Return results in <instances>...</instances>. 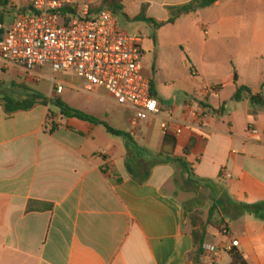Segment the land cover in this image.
<instances>
[{
    "label": "crops",
    "instance_id": "0c3cea01",
    "mask_svg": "<svg viewBox=\"0 0 264 264\" xmlns=\"http://www.w3.org/2000/svg\"><path fill=\"white\" fill-rule=\"evenodd\" d=\"M191 1L111 4L127 23L149 27L141 68L152 96L183 121L190 120L189 100L206 108L200 128L165 137L157 118L133 125L121 107L126 129L111 128L131 136L141 159L103 125L61 114L51 119L49 105L12 114L0 106V264H213L203 254L193 261L191 226L173 193L184 169L166 155L216 186L213 224L223 222L225 231L207 227L204 242L216 248L214 262L229 264L234 247L247 264H264V220L224 213L233 203H264V0H217L161 28L138 20L166 23L171 9ZM28 13V0H0L2 33ZM26 75L38 86L36 71ZM82 83L81 90L110 99ZM240 87L249 93L235 101ZM52 90L38 93L53 100ZM94 118L106 124L108 113Z\"/></svg>",
    "mask_w": 264,
    "mask_h": 264
},
{
    "label": "built area",
    "instance_id": "2783aa9c",
    "mask_svg": "<svg viewBox=\"0 0 264 264\" xmlns=\"http://www.w3.org/2000/svg\"><path fill=\"white\" fill-rule=\"evenodd\" d=\"M28 4V14L2 27L0 71L16 68L32 74L48 65L53 74L73 73L88 91L106 92L132 114L133 125L157 118L161 134L173 138L186 128H200L208 115L206 108L189 100L184 113L190 120L183 121L152 96L150 80L141 68L143 38L122 29L112 10H92V4L84 0H28ZM50 81L57 95L65 87L77 89L53 77ZM216 252L210 245L203 246V256L213 264Z\"/></svg>",
    "mask_w": 264,
    "mask_h": 264
},
{
    "label": "rangeland",
    "instance_id": "374dc122",
    "mask_svg": "<svg viewBox=\"0 0 264 264\" xmlns=\"http://www.w3.org/2000/svg\"><path fill=\"white\" fill-rule=\"evenodd\" d=\"M84 2H90L92 4V10H112L115 14L118 25L125 28L129 34L140 33L145 44H147V32L144 33L143 30L149 31L148 25L137 22L127 23L128 21L124 20L123 16L115 6L111 4L112 0H84ZM149 38L151 40L153 39L152 32ZM35 71L40 77L38 86L36 87L25 82L28 75L21 71H16L14 68L0 71V106L4 105L3 100L5 97L14 99L17 105L26 104L28 100L24 95L26 92L25 88L40 93H49L51 91L50 79L53 77L57 81L64 82L67 85L75 86L77 88L65 87L60 95H57L55 91L52 90L53 100L58 99L74 110L83 112L87 115H92L99 119H102L103 114L107 112L108 120L103 121H105L108 126L118 130L126 129L124 112L127 111L121 109L120 106L112 102L105 93L99 94L100 96L96 97L95 95L81 90L80 88L83 87V83L71 72L53 74L48 65ZM142 74L145 76L144 71H142ZM43 85H45L46 89ZM49 110L51 112V119L58 117L60 114L59 110L54 107L52 103L49 104ZM130 145L135 148L133 149L135 156L137 158L140 156V158L143 159V150H137V148H139L137 143L132 142ZM153 163L154 162L149 163L145 169L148 170ZM187 180L186 174L180 171L175 175L173 181V193L180 199L181 204L183 205L184 217L187 223L190 226L195 225L205 229L212 225L219 233H224L225 228L223 222L218 221L213 224V219H217L219 215L216 211V198L211 190L205 185L188 183Z\"/></svg>",
    "mask_w": 264,
    "mask_h": 264
},
{
    "label": "trees",
    "instance_id": "16d2710c",
    "mask_svg": "<svg viewBox=\"0 0 264 264\" xmlns=\"http://www.w3.org/2000/svg\"><path fill=\"white\" fill-rule=\"evenodd\" d=\"M216 1L217 0H193L189 4L183 5L181 7L173 8L170 10L171 16L166 23H157L153 20H147L143 16L139 17L138 20L145 21V22L153 25L154 28H161V27L165 26L166 24L173 23L182 14L194 13L198 9L206 8V7L213 5ZM102 5H103V3H102ZM67 9L68 8H65L64 11H66ZM67 21H69V20L67 19ZM0 23H2L1 20H0ZM1 37H2V31L0 30V38ZM25 90H26V92L24 95L28 100V102L26 104H18L17 105L14 99L7 98V97L4 98V100H3L4 105L3 106H4L5 112L7 114H12V113L20 111V110H29L37 104H41L43 106H48L50 103H52V105L54 107H56L59 110V113L65 118H77L79 120L89 122V123H92L95 125H103L105 127L107 133H109L110 135L115 136V137H121V138L125 139V141L129 145H130V143L133 142L131 136L128 133L118 131V130H114L111 127H109L108 125H106L105 123L101 122L100 120H98L92 116H89L83 112H80V111H77V110L70 108L69 106H67L65 103L61 102L58 99L47 100L43 95H41L38 92H35V91L27 89V88H25ZM243 92L249 93V90L245 87L238 88L237 92L234 96V100L238 101L241 98V94ZM255 99L256 98L252 97L251 101H254ZM186 152H188V148H187ZM165 159L166 160H164V161L172 160V161H176L182 165L184 172L187 176L188 183H192V184H196V185L197 184L205 185L206 187H208L211 190L213 195H214V193H216L215 184L211 183V182H203V181L197 179L188 170V167L183 160L170 158L168 155H166ZM127 169L132 174V171L130 170V168L127 167ZM221 208L224 210V207L221 206ZM224 213L231 220H235V219L242 217L244 215H249V216H252V217L259 219V220H264V203H259V204H254V205H247V204H242V203H233L232 205H230L227 208V210L224 211ZM191 236L193 239V245H194V249H195L193 261H194V263H197L203 254V245H204L205 238H206V229L192 225L191 226ZM228 255L230 257V263L229 264H247L245 262L243 256H242V254L234 247H231L229 249Z\"/></svg>",
    "mask_w": 264,
    "mask_h": 264
}]
</instances>
